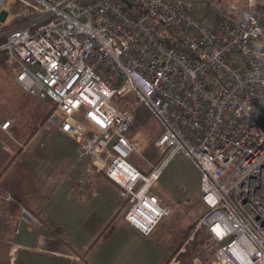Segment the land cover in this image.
<instances>
[{"label": "built area", "instance_id": "1", "mask_svg": "<svg viewBox=\"0 0 264 264\" xmlns=\"http://www.w3.org/2000/svg\"><path fill=\"white\" fill-rule=\"evenodd\" d=\"M127 1L0 0V18L16 6L28 18L0 55L19 64L25 91L51 100L46 124L78 143L87 171L118 187L130 227L149 237L173 214L155 187L181 153L207 209L196 230L218 245L212 264H264V1ZM141 109L162 158L147 171L130 161Z\"/></svg>", "mask_w": 264, "mask_h": 264}, {"label": "crops", "instance_id": "2", "mask_svg": "<svg viewBox=\"0 0 264 264\" xmlns=\"http://www.w3.org/2000/svg\"><path fill=\"white\" fill-rule=\"evenodd\" d=\"M6 119L0 117L1 121ZM13 127L14 121L9 132L0 131V147L4 146L0 155V264L4 260L16 264L25 254L31 260L29 264H71L67 256L85 255L89 250L82 254L75 247L74 229L88 236L85 224L93 213L97 220L98 213L103 212L100 216L103 231L96 241L119 212L114 216L115 207H109V202L107 208L102 204L109 196L121 198L120 191L104 176L89 173L86 164L80 161L78 143L52 126L45 124L25 147L19 145V140L8 139L13 137ZM7 145L11 147L5 149ZM5 193L14 202L6 201L2 197ZM23 209L39 222H27L22 216ZM59 226L69 230V246L60 236L50 233L49 228ZM16 244L20 248L11 262Z\"/></svg>", "mask_w": 264, "mask_h": 264}, {"label": "rangeland", "instance_id": "3", "mask_svg": "<svg viewBox=\"0 0 264 264\" xmlns=\"http://www.w3.org/2000/svg\"><path fill=\"white\" fill-rule=\"evenodd\" d=\"M183 1L207 3L218 0ZM242 1L237 0V2ZM18 11L19 9L16 6V9L10 15L6 14L0 18V39H5L11 30L21 27L23 22L18 16ZM19 73L20 67L15 60L0 55V117L14 121V127L11 130V132L13 131V137L8 139L19 140V145L22 143L25 147L27 146L26 143L33 139L36 130L48 117L53 103L48 98L32 97L25 91L16 81ZM116 106L118 108L129 107V102L117 103ZM149 121V115L145 113L144 109H141L136 120L139 126L137 125L138 127L135 128L131 136H136ZM152 126L151 129L148 125V130L145 129L146 131H144L143 129L135 138L139 143L138 148L141 152L140 154H133L130 159L133 165L144 171L149 169L150 164L155 165L161 160L156 148L159 129L153 124ZM143 139H145V142L141 144ZM7 147H11V145H7L5 149ZM0 148H2L1 155L4 146ZM21 149L20 151H22ZM198 187L199 182L187 158L181 153L173 155L165 164L162 176L155 187V191L163 203L173 208V214L163 219L151 236L145 237L126 224L124 204V210L88 254L85 264H166L169 257L182 244L189 229L194 224L197 225L207 213L206 206L197 196ZM122 200L118 196L116 198L115 196H109L108 201L105 200L102 205L107 208L109 202V207L110 205L115 207V216L122 207L124 202ZM102 214L103 212L100 211V215L98 213V219L96 220L95 213H93L90 220L85 224L84 228L88 227V236L78 228L74 229L75 247L80 253L84 254L91 247L99 233L103 231L100 226V216ZM193 239L194 234H191L187 242ZM184 248L169 264H181L179 256ZM25 256L16 264L31 263L29 257ZM79 256L83 259L84 255ZM38 259L41 260L39 257ZM1 264H9V260H4ZM193 264L205 263L202 258H196Z\"/></svg>", "mask_w": 264, "mask_h": 264}, {"label": "trees", "instance_id": "4", "mask_svg": "<svg viewBox=\"0 0 264 264\" xmlns=\"http://www.w3.org/2000/svg\"><path fill=\"white\" fill-rule=\"evenodd\" d=\"M227 1H236L237 2V0H218V1H215V2H218L219 4H222V3L227 2ZM21 22H23L22 24L24 25L25 23L28 22V18L22 19ZM22 24H21V26H22ZM3 41H4V39H0V43L3 42ZM49 113H48V115H49ZM46 120H47V118L42 123L40 128H38V130H36V132L34 133L33 136H35L38 133V131L46 124ZM137 125L139 126V123H136V124L133 125L131 133L135 130V128L138 127ZM29 142L26 143V145H28ZM82 167H84V166H82ZM123 210H124V205L119 210L117 215L113 218V220L110 222V224L107 226V228L105 229L103 234H105L110 229V227H112V225L114 224L115 220L122 213ZM196 226L197 225L194 224L189 229V232L186 234L185 238L183 239L182 244L175 251V253H173L169 257V260H168V262L166 264H169L175 258V256L183 249V247H185L184 251L179 256L181 264H193L196 258H202V260H203V262L205 264H211L212 263L214 253L218 249V245L212 240V237L209 234V232H208L206 227L202 226L200 229L196 230ZM49 230H50V233L52 235L60 236V238L62 239L64 244L69 246L68 237H69L70 234H69V230L65 226H59L57 228H49ZM191 234H194V239L189 241V242H187V240L190 238ZM101 236L92 244V246L89 248V250L83 256L82 260L84 262L86 261V257L88 256L90 251L96 246V244L100 240Z\"/></svg>", "mask_w": 264, "mask_h": 264}, {"label": "water", "instance_id": "5", "mask_svg": "<svg viewBox=\"0 0 264 264\" xmlns=\"http://www.w3.org/2000/svg\"><path fill=\"white\" fill-rule=\"evenodd\" d=\"M122 1L130 6V4H129V2L127 0H122Z\"/></svg>", "mask_w": 264, "mask_h": 264}]
</instances>
